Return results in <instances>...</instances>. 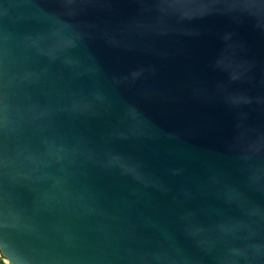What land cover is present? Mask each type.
<instances>
[{
	"label": "water",
	"instance_id": "obj_1",
	"mask_svg": "<svg viewBox=\"0 0 264 264\" xmlns=\"http://www.w3.org/2000/svg\"><path fill=\"white\" fill-rule=\"evenodd\" d=\"M0 252L264 264V0H0Z\"/></svg>",
	"mask_w": 264,
	"mask_h": 264
},
{
	"label": "rangeland",
	"instance_id": "obj_2",
	"mask_svg": "<svg viewBox=\"0 0 264 264\" xmlns=\"http://www.w3.org/2000/svg\"><path fill=\"white\" fill-rule=\"evenodd\" d=\"M2 261H8L7 258L5 256H3L0 252V262L2 263Z\"/></svg>",
	"mask_w": 264,
	"mask_h": 264
},
{
	"label": "built area",
	"instance_id": "obj_3",
	"mask_svg": "<svg viewBox=\"0 0 264 264\" xmlns=\"http://www.w3.org/2000/svg\"><path fill=\"white\" fill-rule=\"evenodd\" d=\"M0 264H12L9 261H2V263L0 262Z\"/></svg>",
	"mask_w": 264,
	"mask_h": 264
}]
</instances>
